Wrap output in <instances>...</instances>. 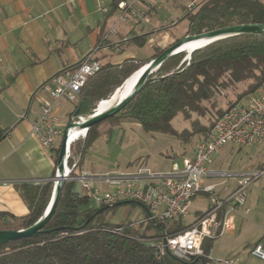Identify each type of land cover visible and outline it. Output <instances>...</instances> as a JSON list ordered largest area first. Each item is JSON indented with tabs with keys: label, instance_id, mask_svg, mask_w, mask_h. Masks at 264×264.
Masks as SVG:
<instances>
[{
	"label": "trees",
	"instance_id": "obj_1",
	"mask_svg": "<svg viewBox=\"0 0 264 264\" xmlns=\"http://www.w3.org/2000/svg\"><path fill=\"white\" fill-rule=\"evenodd\" d=\"M119 1H115V6ZM185 11L183 20L188 22L186 35L234 25L264 23L263 0H207L194 13H189L186 7ZM134 40L143 46L147 39L142 36ZM164 50H155L146 59L128 58L119 64L102 65L101 70L91 76L83 87L74 112L81 106L80 114L91 117L101 101L108 100ZM188 54L184 51L166 61L121 112L93 126L85 138L80 136L71 144V177L79 176L84 156L93 143L104 135H110L113 128L123 122H134L146 133H161L186 143L195 136L203 140L228 108L264 87V33L213 43L195 50L190 60L187 59ZM240 83L248 85L238 96V101L226 110L218 111L213 121L203 124L200 118L209 114L206 103ZM179 114L185 121L192 120L191 128L182 133L175 130L172 124ZM193 115L198 118L193 120ZM6 133L0 129V142ZM58 155L59 149L57 158ZM55 176L56 170L53 178ZM76 184V181H68L64 185L54 216L38 236L0 244V264H207L210 260L213 242L217 238L206 240L205 256L192 262L179 260L170 254L158 260L154 249L143 239L157 237L162 231L176 234L185 231L188 226L172 223L163 228L147 222L148 216L138 224L130 221L113 224L109 221L108 212L117 207L94 206L93 197L76 191ZM54 186V181L16 184L15 189L28 205L29 213L15 216L0 211V231L26 229L35 224L43 216Z\"/></svg>",
	"mask_w": 264,
	"mask_h": 264
},
{
	"label": "crops",
	"instance_id": "obj_2",
	"mask_svg": "<svg viewBox=\"0 0 264 264\" xmlns=\"http://www.w3.org/2000/svg\"><path fill=\"white\" fill-rule=\"evenodd\" d=\"M115 1L0 0V129L7 131L6 137L0 142V211L15 216L27 215L29 207L15 185L42 184L53 179L62 137L55 149L48 151L32 135V130L42 113L43 104L51 100L48 90L55 86V77L73 71L93 52L102 65L119 64L128 58H149H139L133 48L143 47L154 36L152 34L159 31L160 25L153 22L148 25L118 22L119 13ZM101 2L110 9L108 14L101 11ZM114 25H117L119 34L110 35L106 40ZM142 36H146L147 40L143 46H139L134 39ZM124 38H128V41H123ZM168 38L174 41L171 36ZM65 102L70 106H66ZM76 106L77 103L67 100L56 105L63 133ZM65 116L66 121L63 120ZM128 123L137 124L123 122L115 126L112 132ZM180 157L182 159L187 156ZM263 167V162L257 166ZM254 168L252 166L248 170ZM137 171L132 168L125 173H110L131 174ZM78 172L79 176L89 175L83 165ZM90 186L95 189L93 182ZM75 190L87 193L89 189L77 182ZM209 206L197 211L190 224L202 216ZM144 209L146 213L141 221L149 215L147 209ZM238 221L239 217L234 233L239 231ZM186 223L189 227L190 224ZM258 242H264V235L246 245L249 254Z\"/></svg>",
	"mask_w": 264,
	"mask_h": 264
},
{
	"label": "built area",
	"instance_id": "obj_3",
	"mask_svg": "<svg viewBox=\"0 0 264 264\" xmlns=\"http://www.w3.org/2000/svg\"><path fill=\"white\" fill-rule=\"evenodd\" d=\"M168 1L171 0H121L115 6L119 13L118 22L151 24L153 14L158 9V2ZM206 1L189 0L186 9L189 13H194ZM100 9L105 14L110 12L103 2ZM118 34L117 25H114L105 39L107 40L110 35ZM123 41H128V38H124ZM187 59L190 60L189 56ZM101 68L102 64L95 58L93 52L88 54L73 71H66L55 77V86L48 90L51 100L43 104L42 113L32 130V135L44 149L54 150L59 138L63 137L56 105L62 100L78 103L88 79ZM263 143L264 94L262 92V94L250 95L245 105L237 103L228 108L217 119L208 135L197 143L193 155L175 161L170 173L156 174L144 169L131 174L111 173L100 178L111 188V191L104 192L91 188V181L94 179L92 176L81 175L71 177L70 180L91 189L90 195L100 206L108 207L125 201L139 203L149 213L146 221L163 228H168L172 223L185 221L198 196L213 195V203L185 231L176 234L162 231L157 237L143 239L154 249L158 260L170 254L179 260L192 262L205 256L206 240L236 231L237 217H244L250 212L247 198L252 183L264 177V167L261 170H248L239 175L226 174L214 169L215 156L229 144L254 148ZM221 177H230L235 182L231 191L228 187L224 188L229 194L223 197L216 194L219 184H208V180ZM118 231L122 230L118 229ZM250 255L264 261V242L255 244L250 249ZM214 264H241V260L237 256H230L215 261Z\"/></svg>",
	"mask_w": 264,
	"mask_h": 264
},
{
	"label": "rangeland",
	"instance_id": "obj_4",
	"mask_svg": "<svg viewBox=\"0 0 264 264\" xmlns=\"http://www.w3.org/2000/svg\"><path fill=\"white\" fill-rule=\"evenodd\" d=\"M188 3L189 0L158 2V11L153 14L152 22L160 25L159 31L153 33L154 36L143 47L136 46V48H133L139 58L150 57L155 53V50L166 49L174 42L185 37L188 22L183 20V17ZM170 36L174 38V41L168 38ZM247 85L248 83H240L216 95L215 98L206 103L209 114L204 118H200V121L203 124H208L216 119L218 111H224L232 103L238 101V96L247 88ZM260 90L257 93L262 94L263 92L264 94V87ZM249 96L241 99L239 104L245 105ZM65 105L70 106L66 102ZM196 118L198 117L193 115V120ZM63 120H67L66 116ZM191 122L192 120L185 121L182 115L179 114L172 124L175 130L182 133L185 129L189 130L191 128ZM200 140L199 136H195L190 142L186 143L184 140H178L173 136L161 133H146L139 124L128 123L124 124L121 129L112 132L109 137L97 139L91 148L87 150L83 167L89 176L96 178L91 181L96 190L101 192L111 191V188L100 178L110 175V172L113 171L125 173L132 168L134 170L144 169L156 174L170 173L172 172L173 163L181 161L180 156H192L196 144ZM261 162L264 163V144L260 148L255 147V149L250 150L229 144L224 147L220 154L215 156L213 167L226 174L239 175L252 166L255 168L251 170H261L262 168H257ZM208 184H219L216 194L223 197L229 194L224 188L228 187L231 191L235 182L230 177H221L220 179L208 180ZM86 191L87 193L91 192ZM213 199L214 197L211 194L200 195L193 202L187 221L181 223L184 225L186 222V224H190L196 212L205 210L213 203ZM93 205L97 206L94 200ZM247 205L250 212L244 215L245 219L239 216V231L225 234L213 242L210 260L207 264H214L215 261L224 260L230 256H237L241 260V264H264V261L250 256L246 248L248 243L264 235V177H260L252 183ZM145 213L146 211L142 205L131 203L109 211L108 218L113 224L127 221L138 223L144 218Z\"/></svg>",
	"mask_w": 264,
	"mask_h": 264
},
{
	"label": "water",
	"instance_id": "obj_5",
	"mask_svg": "<svg viewBox=\"0 0 264 264\" xmlns=\"http://www.w3.org/2000/svg\"><path fill=\"white\" fill-rule=\"evenodd\" d=\"M260 33H264V23L234 25V26H228L217 30L209 31L202 34L186 35L182 40L166 48L157 58L151 60L146 66H144L141 70H139L136 73L138 75L136 77V80L132 88L109 109L102 112H95L91 117L86 118L80 114L81 106H79V108L74 112V114L70 118V121L63 133L61 145L59 148V155L57 159L56 176L55 178L52 179V181L55 182V186L51 200L43 216L35 224H33L32 226L26 229L0 231V244H5L15 240L35 237L41 233V230L48 224V222L52 219V217L54 216L57 210L58 204L62 197L64 185L71 179L73 168L69 165V158H70L69 152H70L71 144L75 141V138H78L80 136H83L85 138L90 128L105 120L115 117L119 112H121L135 98V96L145 87L151 75L156 73L161 68V66L170 58L181 52H184L182 51V47L184 45L195 40L204 41L201 46L196 47L190 52L187 51L189 53L188 56L190 59L191 54L195 50L201 49L213 43L231 37H238L247 34H260ZM131 203L139 204L135 201H125L108 206L106 208L110 209Z\"/></svg>",
	"mask_w": 264,
	"mask_h": 264
},
{
	"label": "bare ground",
	"instance_id": "obj_6",
	"mask_svg": "<svg viewBox=\"0 0 264 264\" xmlns=\"http://www.w3.org/2000/svg\"><path fill=\"white\" fill-rule=\"evenodd\" d=\"M204 41L203 40H195L192 42H189L188 44L184 45L182 47V51H188L195 49L196 47H199L202 45ZM138 74H135L130 79L126 81V83L117 91L115 92L108 100L101 101L98 105V109L96 112H102L107 109H109L112 105L117 103L121 97H123L133 86L136 77ZM77 138H75L76 141Z\"/></svg>",
	"mask_w": 264,
	"mask_h": 264
}]
</instances>
